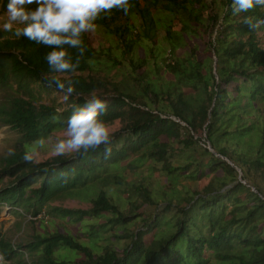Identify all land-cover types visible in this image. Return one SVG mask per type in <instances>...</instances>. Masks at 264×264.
<instances>
[{
	"label": "trees",
	"instance_id": "trees-1",
	"mask_svg": "<svg viewBox=\"0 0 264 264\" xmlns=\"http://www.w3.org/2000/svg\"><path fill=\"white\" fill-rule=\"evenodd\" d=\"M130 2L128 15L97 21L123 56L85 34L80 67L61 76L76 89L68 100L44 78L50 49L0 27V127L19 135L0 157V218L7 206L63 223L18 243L0 234L6 264H264V195L251 184L264 175V23H245L264 22V7L233 14L221 0L211 15L204 0ZM98 69L125 80L109 86ZM93 92L108 104L100 118L122 122L111 153L26 163L32 142L64 130ZM62 197L91 206L52 204Z\"/></svg>",
	"mask_w": 264,
	"mask_h": 264
},
{
	"label": "clouds",
	"instance_id": "clouds-1",
	"mask_svg": "<svg viewBox=\"0 0 264 264\" xmlns=\"http://www.w3.org/2000/svg\"><path fill=\"white\" fill-rule=\"evenodd\" d=\"M256 6L264 7V0H232L233 14L246 13ZM133 7L130 0H7L6 21L2 30L16 39L28 41L50 49L44 59L50 70L45 74L48 87H55L68 100L76 95L71 81L61 79L65 73H75L86 52L83 37L94 33L97 21L110 19L113 11L128 15ZM249 28L256 29L261 23L245 17ZM76 55L73 57L72 51ZM107 101L93 92L83 106H74L66 121L63 138L57 139L53 155L59 157L70 153L87 154L104 146L105 154L111 153L112 137L109 126L100 117L107 111ZM46 138L40 137L25 150L23 160L34 162L37 149L44 148ZM14 155V149H9Z\"/></svg>",
	"mask_w": 264,
	"mask_h": 264
},
{
	"label": "rangeland",
	"instance_id": "rangeland-1",
	"mask_svg": "<svg viewBox=\"0 0 264 264\" xmlns=\"http://www.w3.org/2000/svg\"><path fill=\"white\" fill-rule=\"evenodd\" d=\"M207 4V10L209 14L213 15L217 13L219 5V1L212 2V0H204ZM6 13V12H5ZM5 13L0 14V26L6 21V15ZM136 24L138 25L137 29H140V19H135ZM164 32L161 30L158 35V46L163 47L166 50L167 42L164 40ZM204 37V35H202ZM206 39L209 40V36L205 35ZM91 39L92 42L97 47H103V48H110L111 51L114 53V55H117L118 57L123 56L120 51L121 47L119 45V42L117 38L108 36L104 30L101 27H98L97 31L94 33H91ZM264 39V36H263ZM155 46V45H154ZM263 46H264V40H263ZM142 49L138 51V54L141 53ZM128 58V57H127ZM116 71V69H113L111 71L109 70H102L98 69L94 72H91V74L103 78L107 80V84L109 86L112 85L114 82H123L125 80L124 75L121 72ZM262 108L264 107V104L261 105ZM110 129V133H113L117 130H119L122 127V122L120 120H116L113 123L107 124ZM64 130L55 132L51 138L46 140V145L44 148L37 149V155L35 157L36 162L44 161L49 158L54 157L53 155V146L57 139L63 138ZM197 138H201L202 144L204 143V140H206L205 135H199ZM19 141V135L14 132L11 129H8L6 127H0V157L3 155H6L9 153V149H14L15 146L18 144ZM73 153L67 154L71 155ZM219 155V154H217ZM229 163H232L229 161ZM255 179L251 180V184L256 187L257 190H259L262 195H264V175L261 176H254ZM155 183V182H154ZM194 187L199 186L198 184L192 183ZM112 192H116L115 190H112ZM54 205H63L65 207H73V208H89L91 206V202L88 200H84L79 197H62L52 202ZM7 206L4 207L5 212L4 215L0 218V234L7 237L10 241L13 243H18L24 240H27L31 237H33L36 234L43 233V227L49 231H53L55 229L62 228L63 223L60 220H53L50 217L47 219H43L40 222H29L25 218L21 217L18 214L9 213L7 210Z\"/></svg>",
	"mask_w": 264,
	"mask_h": 264
},
{
	"label": "built area",
	"instance_id": "built-area-1",
	"mask_svg": "<svg viewBox=\"0 0 264 264\" xmlns=\"http://www.w3.org/2000/svg\"><path fill=\"white\" fill-rule=\"evenodd\" d=\"M203 144H204V146L210 148V144H209L208 141H205V140H204V143H203ZM40 216H41V215H39L38 217H40ZM30 217H31V216H30ZM32 218H34V217H32ZM0 264H6V261H5L3 255H2L1 251H0Z\"/></svg>",
	"mask_w": 264,
	"mask_h": 264
}]
</instances>
